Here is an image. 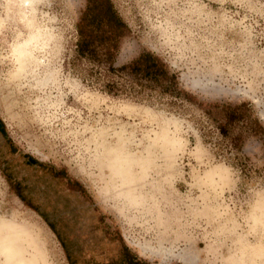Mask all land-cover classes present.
<instances>
[{
	"label": "rangeland",
	"instance_id": "rangeland-1",
	"mask_svg": "<svg viewBox=\"0 0 264 264\" xmlns=\"http://www.w3.org/2000/svg\"><path fill=\"white\" fill-rule=\"evenodd\" d=\"M97 2L0 0V264H111L123 245L149 264H264L259 143L221 153L194 104L79 58ZM110 2L127 29L99 58L149 50L193 100L247 101L264 127V0Z\"/></svg>",
	"mask_w": 264,
	"mask_h": 264
},
{
	"label": "trees",
	"instance_id": "trees-1",
	"mask_svg": "<svg viewBox=\"0 0 264 264\" xmlns=\"http://www.w3.org/2000/svg\"><path fill=\"white\" fill-rule=\"evenodd\" d=\"M87 24L91 28L86 36L84 28ZM126 29V24L113 8L110 0H98L86 17V24L83 22L77 26L76 55L93 65L102 66L105 74L110 72L113 74L112 77L125 79L131 86L147 88L156 91L158 94L169 96L172 98V104H175L176 101L194 104L214 128L219 140L225 142L226 147L224 148H220L219 140L213 142V145L221 153L222 151L226 153L227 149L230 148L239 151L246 138H253L259 143L264 159V127L249 102L220 101L205 104L196 102L193 100V96L179 85L177 75L171 72L167 65L149 50H141L129 63L119 67H113L109 62L99 58L97 51L99 43H108L111 39L117 42ZM105 54L107 55L108 52ZM105 74L103 75L105 76ZM102 87H104L105 93L111 95L139 92L138 90L129 92L125 85L116 79H107L102 82ZM206 132L210 133L209 130ZM27 161H31V158H28ZM233 161L240 167L241 171L244 170V164L240 160L234 158ZM262 170L264 171V162ZM46 224L54 232L52 225L48 222ZM59 242H61L60 239ZM111 264L149 263L123 245Z\"/></svg>",
	"mask_w": 264,
	"mask_h": 264
},
{
	"label": "bare ground",
	"instance_id": "bare-ground-1",
	"mask_svg": "<svg viewBox=\"0 0 264 264\" xmlns=\"http://www.w3.org/2000/svg\"><path fill=\"white\" fill-rule=\"evenodd\" d=\"M31 29H32V28H31ZM31 43H32V42H31ZM23 51H24V50H22V48H21L20 46H18V48L16 49V52L18 53V55H21V54H22V55L27 54V51H28V50L25 51L26 53L24 52V54H23ZM25 56H26V55H25ZM25 56H24V57H25ZM139 155H140V154H139ZM121 157H122V156H121ZM117 166H119V165H117ZM117 168H118V167H117ZM129 170H130V169H129ZM133 174H134V173H133ZM12 222H13V221H12ZM0 224H1V223H0ZM11 225H12V227H13V224H11ZM1 226H3V224L0 225V227H1ZM9 226H10V225H9ZM14 226H15V225H14ZM4 228H7V224H4ZM13 228L15 229V227H13ZM13 228H12V229H13ZM2 229H3V228H2ZM7 230H8V229H7ZM16 230H18V229H16ZM14 232H16V231H14ZM18 232H19V230H18ZM20 232H21V231H20ZM7 233H8V231H7ZM9 234H10V233H9ZM16 234H17V233H16ZM11 235L13 236V234H11ZM14 235H15V234H14ZM18 235H19V234H18ZM24 235H25V234H24ZM29 236H30V235H29ZM9 237H10V236H9ZM19 237H20V236H19ZM30 237H31V236H30ZM21 238H22V236H21ZM27 238H28V237H27ZM15 240L17 241V239H15ZM21 241H22V240H21ZM24 242H25V241H24ZM27 242H28V241H27ZM20 243H22V242H20ZM19 245H20V244H19ZM29 246H30V245H29ZM33 246H34V245H33ZM4 247H5V246H4ZM6 248H7V247H6ZM0 250H1V248H0ZM6 250H7V249H6ZM9 250H11V249H9ZM2 252L5 254V249H4ZM16 255H17V254H16ZM9 259L11 260V258H9ZM16 262H17V261H16Z\"/></svg>",
	"mask_w": 264,
	"mask_h": 264
}]
</instances>
